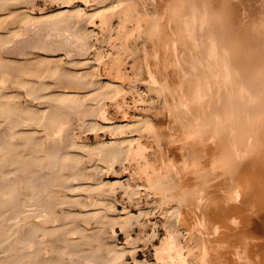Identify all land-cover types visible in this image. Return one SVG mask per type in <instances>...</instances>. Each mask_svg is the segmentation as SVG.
<instances>
[{"label": "rangeland", "instance_id": "374dc122", "mask_svg": "<svg viewBox=\"0 0 264 264\" xmlns=\"http://www.w3.org/2000/svg\"><path fill=\"white\" fill-rule=\"evenodd\" d=\"M68 1L0 0V264H264V0Z\"/></svg>", "mask_w": 264, "mask_h": 264}, {"label": "bare ground", "instance_id": "6f19581e", "mask_svg": "<svg viewBox=\"0 0 264 264\" xmlns=\"http://www.w3.org/2000/svg\"><path fill=\"white\" fill-rule=\"evenodd\" d=\"M67 1H68V0H67ZM69 1H70V0H69ZM69 1H68V2H69ZM180 2H181V1H180ZM225 2H226V1H225ZM259 2H261V1H259ZM246 3H247V2H246ZM207 4H208V3H207ZM185 5H186V4H185ZM198 5H199V4H198ZM246 5H247V4H246ZM186 6H187V5H186ZM189 6H190V5H189ZM204 6H205V5H204ZM66 7H67V5H66ZM103 8H104V7H100V8L95 9V10L93 11L92 15H96V14L98 15V14H99L100 16H102ZM168 8H169V6H168ZM170 8H171V7H170ZM207 8H208V7H207ZM260 8H261V7H260ZM180 9H181V8H180ZM188 9H189V8H188ZM197 9H198V8H197ZM204 10H205V7H204ZM72 11H78V8H77V9H73V7L68 6V8H66V9H65V8L60 9L59 13L72 12ZM176 11H177V10H176ZM201 11L203 12V10H201ZM246 11H247V9H246ZM171 12H172V11H171ZM174 12H175V11H174ZM185 12H186V11H185ZM190 12H191V11H190ZM190 12H189V13H190ZM207 12H208V11H207ZM209 13H210V12H209ZM172 14H173V13H172ZM198 14H199V13H198ZM182 15H183V14H182ZM187 15H189V14H187ZM193 15H194V14H193ZM221 15H222V14H221ZM189 16H190V15H189ZM191 16H192V15H191ZM201 16H202V15H201ZM208 16H209V15H208ZM208 16H207V17H208ZM192 17H193V16H192ZM194 17H195V16H194ZM241 17H242V16H241ZM71 18H72V17H71ZM173 18H174V17H173ZM185 18H187V17H185ZM197 18H198V16H197ZM201 18H202V17H201ZM210 18H211V17H210ZM46 19H47V18H46ZM182 19H183V17H182ZM182 19H181V20H182ZM191 19H192V18H191ZM193 19H194V18H193ZM241 19H243V18H241ZM246 19H247V18H246ZM184 20H185V19H184ZM172 21H173V20H172ZM182 21H183V20H182ZM225 21H226V20H225ZM225 21H224V22H225ZM169 22H170V21H169ZM185 22H186V21H185ZM185 22H184V23H185ZM187 22H188V20H187ZM190 22H191V21H190ZM202 22H203V21H202ZM219 22H221V21L219 20ZM191 23H192V22H191ZM194 23H195V22H194ZM198 23H200V22L198 21ZM226 23H227V22H226ZM259 23H260V22H259ZM181 24H182V23H181ZM186 24H188V23H186ZM186 24H185L184 26H186ZM219 24H220V23H219ZM224 24H225V23H224ZM224 24H223V25H224ZM245 24H246V23H245ZM245 24H244V25H245ZM253 24H254V22H253ZM256 24H257V23H256ZM190 25H193V24H190ZM202 25H204V24H202ZM240 25H241V24H240ZM181 26H182V25H181ZM187 26H188V25H187ZM199 26H200V25H199ZM210 26H211V25H210ZM260 26H261V25H260ZM189 27L192 28V26H189ZM193 27H194V25H193ZM219 27H220V26H219ZM258 27H259V26H258ZM158 28H159V27H158ZM197 28H198V27H197ZM210 28H211V27H210ZM215 28H216V27H215ZM245 28H246V27H245ZM248 28H249V27H248ZM178 29H179V28H178ZM188 29H189V28H188ZM201 29H203V28H201ZM205 29H206V28H205ZM256 29H257V28H256ZM258 29H259V28H258ZM261 29H262V28H261ZM263 29H264V28H263ZM186 30H187V29H186ZM203 30H204V29H203ZM210 30H211V29H210ZM249 30H250V29H249ZM190 31H191V30H189V32H190ZM193 31H194V30H193ZM244 31H245V30H244ZM257 31H258V30H257ZM198 32H199V31H198ZM203 32H205V30H204ZM248 32H249V31H248ZM261 32H262V31H261ZM72 33H73V32H72ZM74 33H75V32H74ZM159 33H160V32H159ZM159 33H158V34H159ZM182 33H183V32H182ZM219 33H220V32H219ZM240 33H241V32H240ZM187 34H188V33H187ZM197 34H198V33H197ZM228 34H229V33H228ZM247 34H248V33H247ZM261 34H262V33H261ZM192 35H193V34H192ZM204 35H205V34H204ZM184 36H185V33H184ZM198 36H199V35H198ZM208 36H209V35H208ZM229 36H230V35H229ZM248 36H249V35H248ZM248 36H247V37H248ZM252 36H253V35H252ZM245 37H246V35H245ZM83 38H84V36H83ZM83 38H82V39H83ZM193 38H194V37H193ZM205 38H206V37H205ZM215 38H216V37H215ZM261 38H262V36H261ZM220 39H221V38H220ZM220 39H218V41H220ZM244 39H245V38H244ZM249 39H250V38H249ZM249 39H248V40H249ZM263 39H264V38H263ZM196 40H197V39H196ZM196 40H195V41H196ZM207 40H208V39H207ZM216 40H217V39H216ZM259 40H260V39H259ZM246 41H247V40H246ZM209 42H210V40H209ZM221 42H223V41L221 40ZM254 42H255V41H254ZM261 42H262V41H261ZM261 42H260V43H261ZM85 43H86V42H85ZM162 43H163V42H162ZM172 43H173V41H172ZM212 43H213V42H212ZM227 43H228V42H227ZM251 43H253V41H252ZM186 44H187V43H186ZM194 45H195V44H194ZM204 45H205V44H204ZM208 45H209V44H208ZM245 45H246V44H245ZM212 46H213V45H212ZM220 46H222V45L220 44ZM203 47H204V46H203ZM258 47H259V46H258ZM260 47H261V46H260ZM260 47H259V48H260ZM262 47H263V46H262ZM196 48H197V47H196ZM207 48H208V47H207ZM213 48H214V47H213ZM256 48H257V47H256ZM184 49H185V48H184ZM215 49H216V48H215ZM261 49H263V48H261ZM194 50H195V49H194ZM197 50H198V49H197ZM219 50H220V49H219ZM219 50H218V52H221V51H222V50H220V51H219ZM225 50H226V49H225ZM257 51H258V50H257ZM181 52H182V51H181ZM207 52H208V51H207ZM223 52H224V51H223ZM260 52H261V51H260ZM165 53H166V50H165ZM234 53H235V52H234ZM168 54H169V53H168ZM170 54H171V53H170ZM200 54H201V53H200ZM213 54H214V53H213ZM215 54H217V53H215ZM220 54H221V53H220ZM225 54H226V53H225ZM256 54H258V53L256 52ZM171 56H172V55H171ZM214 56H215V55H214ZM220 56H221V55H220ZM261 56H262V55H261ZM263 56H264V55H263ZM176 57H177V56H176ZM198 57H199V56H198ZM205 57H206V56H205ZM215 57H216V56H215ZM224 57H226V59H227V56H226V55H225ZM224 57H223V58H224ZM238 57H239V56H238ZM250 58H251V57H250ZM258 58H259V57H258ZM202 59H203V58H202ZM224 59H225V58H224ZM242 59H243V58H242ZM259 59H261V58H259ZM213 60H214V59H213ZM240 60H241V59H240ZM173 61H174V60H173ZM223 61H224V60H223ZM228 61H229V60H228ZM261 61H262V60H261ZM263 61H264V60H263ZM208 62H209V61H208ZM213 62H214V61H213ZM218 62H219V61H218ZM220 62H221V61H220ZM256 62H258V61H256ZM177 63H178V62H177ZM224 63H225V62H224ZM183 64H184V63H183ZM211 64H212V63H211ZM211 64H210V65H211ZM226 64H227V63H226ZM254 64H255V62H254ZM257 64H258V63H257ZM172 65H173V64H172ZM227 66H228V65H227ZM229 66H230V65H229ZM249 66H250V65H249ZM254 66H255V65H254ZM260 66H261V65H260ZM210 67H211V66H210ZM257 67H258V66H257ZM180 68H181V67H180ZM205 68H206V67H205ZM223 68H224V67H223ZM227 68H228V67H227ZM227 68H226V69H227ZM255 68H256V67H255ZM1 69H2V68H1ZM177 69H178V68H177ZM217 69H219V67H218ZM226 69H225V70H226ZM243 69H244V68H243ZM7 70H8V69H7ZM187 70H188V69H187ZM230 70H231V69H230ZM181 71H182V70H181ZM206 71H207V70H206ZM215 71H216V70H215ZM232 71H233V70H232ZM232 71H231V72H232ZM249 71H250V70H249ZM182 72H184V71H182ZM197 72H198V71H197ZM228 72H229V71H228ZM228 72H227V73H228ZM235 72H236V71H235ZM251 72H252V71H251ZM201 73H202V72H201ZM222 73H223V72H222ZM227 73H226V75H227ZM232 73H234V72H232ZM238 73H239V72H238ZM248 73H249V72H248ZM206 74H207V73H206ZM242 74H243V73H242ZM186 75H187V74H186ZM228 75H229V73H228ZM239 75L241 76V74H239ZM150 76H151V75H150ZM188 76H189V75H188ZM219 76H220V75H219ZM233 76H234V74H233ZM225 77H226V76H225ZM215 78H216V77H215ZM227 78H228V77H227ZM234 78H235V77H234ZM238 78H239V77H238ZM252 78H253V77H252ZM252 78H251V80H252ZM254 78H255V77H254ZM258 78H259V77H258ZM239 79L241 80V78H239ZM249 79H250V78H249ZM255 79H256V78H255ZM155 80H156V79H155ZM229 80H230V79H228V81H229ZM236 80H237V79H236ZM257 80H258V79H257ZM153 81H154V79H153ZM242 81H243V80H242ZM263 81H264V80H263ZM248 82H249V81H248ZM252 82H253V81H252ZM255 82H256V81H255ZM188 84H189V83H188ZM202 84H203V83H202ZM243 84H245V83L243 82ZM247 84H248V83H247ZM252 84H253V83H252ZM181 85H182V84H181ZM240 85H241V83H240ZM116 86H117V85H114V87H116ZM225 86H226V85H225ZM228 86H229V85H228ZM231 86H233V85H231ZM234 86H235V84H234ZM247 86H248V85H247ZM250 86H251V82H250ZM258 86H259V85H258ZM199 87H200V86H199ZM235 87H236V86H235ZM248 87H249V86H248ZM261 87H262V86H261ZM261 87H260V88H261ZM196 88H197V87H196ZM238 88H240V87L238 86ZM252 88H254V87H252ZM256 88H257V87H256ZM260 88H259V89H260ZM190 89H191V88H190ZM254 89H255V88H254ZM262 89H264V88H262ZM224 90H225V89H224ZM238 90H239V89H238ZM251 90H252V89H251ZM257 90H258V89H257ZM260 90H261V89H260ZM197 91H198V90H197ZM219 91H220V90H219ZM225 91H226V93H227V90H225ZM236 92H237V91H236ZM238 92H239V91H238ZM244 92H245V91H244ZM255 92H256V91H255ZM255 92H254V93H255ZM194 93H195V92H194ZM226 93H225V95H224L225 97H226V95H227ZM246 93H247V92H246ZM249 93H250V92H249ZM260 93H261V92H260ZM197 94H198V93H197ZM199 94H200V93H199ZM244 94H245V93H244ZM250 94H252V93H250ZM255 94H256V93H255ZM255 94H254V95H255ZM195 95H196V94H195ZM245 95H246V94H245ZM260 95H261V94H260ZM260 95H258V96H260ZM193 96H194V95H193ZM196 96H197V95H196ZM203 96H204V95H203ZM255 96L258 97L257 95H255ZM263 96H264V95H263ZM263 96H262V97H263ZM246 97H247V96H246ZM196 98H197V97H196ZM237 98H238V97H237ZM237 98H235V101H238V102H239V99L237 100ZM219 99H220V98H219ZM241 99H242V98H241ZM245 99H246V98H245ZM248 99H249V98H248ZM248 99L246 100V102L248 101ZM259 99H260V98H259ZM261 99H262V98H261ZM178 100H180V99H178ZM224 100H226V99H224ZM251 100H252V99H251ZM257 100H258V99H257ZM262 100H263V99H262ZM207 101H208V100H207ZM232 101H233V100H232ZM259 101H260V100H259ZM177 102H178V101H177ZM195 102H196V101H195ZM238 102H235V104L237 105ZM243 102H245V101L243 100ZM243 102H242V103H243ZM197 103H198V102H197ZM205 103H206V102H205ZM224 103H225V102H224ZM226 103H228V102H226ZM229 103H230V102H229ZM249 103H250V102H249ZM232 104H233V103H232ZM235 104H234V105H235ZM258 104H260V103H258ZM225 105H226V104H225ZM225 105H224V108H225ZM245 105H246V104H245ZM252 106H253V104H252ZM254 106H255V105H254ZM259 106H261V105H259ZM68 107H69V106H68ZM226 107H227V106H226ZM232 107H233V105L231 106V109H234V108H232ZM235 107L238 108V106H235ZM237 108H236V109H237ZM248 108H249V106H248ZM257 108H258V107H257ZM1 109H2V108H1ZM218 109H219V108H218ZM225 109H226V108H225ZM227 109H228V108H227ZM227 109H226V110H227ZM236 109H235V110H236ZM259 109H261V108H259ZM263 109H264V108H263ZM240 110H241V109H239V111H240ZM242 110H243V109H242ZM245 110H246V109H245ZM248 110H250V109H247V111H245V113H247ZM9 111H11V110L9 109L8 112H9ZM206 111H208V110H206ZM212 111H213V110H212ZM219 111H220V110H219ZM228 111H229V110H228ZM188 112H189V111H188ZM220 112H221V111H220ZM225 112H226V111H225ZM3 113H4V111H3ZM16 113H18V112H16ZM192 113H193V112H192ZM208 113H209V112H208ZM213 113H214V112H213ZM227 113H228V112H227ZM239 113H240V112H239ZM239 113H238V115H239ZM10 114H11V113H10ZM19 114H20V113H19ZM223 114H224V113H223ZM223 114H221V115H223ZM242 114H243V113H242ZM186 115H187V114H186ZM192 115H193V114H192ZM215 115H216V113H215ZM13 116H14V115H13ZM182 116H183V114H182ZM189 116H190V115H189ZM206 116H207V115H206ZM208 116H209V115H208ZM229 116H230V114H229ZM6 117H7V116H6ZM9 117H10V115H9ZM17 117H18V116H16V118H14V119H17ZM212 117H214V115H213ZM231 117H232V116H231ZM240 117H241V116H240ZM7 118H8V117H7ZM20 118H21V117H20ZM23 118H24V116H23ZM183 118H184V117H183ZM233 118H234V117H233ZM12 119H13V117H12ZM14 119H13V120H14ZM26 119H27V118H26ZM189 119H190V118H189ZM215 119H216V118H215ZM222 119H224V118H222ZM225 119H226V117H225ZM230 119H231V118H230ZM240 119H241V118H240ZM240 119H239V120H240ZM7 120H8V119H7ZM10 120H11V119H10ZM51 120H52V119H51ZM56 120H57V119H56ZM59 120H60V118H59ZM191 120H192V119H191ZM193 120H194V119H193ZM8 121H9V120H8ZM24 121H25V120H24ZM24 121H23V123H25ZM201 121H202V120H201ZM215 121H216V120H215ZM15 122H16V121H15ZM58 122H60V121H58ZM181 122H182V121H181ZM187 122H188V121H187ZM196 122H197V121H196ZM213 122H214V121H213ZM230 122H231V121H230ZM10 123H12V122L10 121ZM190 123H191V122H190ZM194 123H195V122H194ZM224 123H225V122H224ZM18 124H19V123H18ZM56 124H57V123H56ZM113 124H114V123H113ZM214 124H215V123H214ZM214 124H213V125H214ZM220 124H221V123H220ZM238 124H239V123H238ZM13 125H14V124H13ZM137 125H138V124H137ZM143 125H144V124H143ZM146 125H147V123H146ZM149 125H150V124H149ZM216 125H217V124H215V126H214V129H215V130H216ZM225 125H226V124H225ZM241 125H242V123H241ZM58 126H59V125H58ZM144 126H145V125H144ZM192 126H193V125H192ZM198 126H199V125H198ZM218 126H219V125H218ZM220 126H221V125H220ZM222 126H223V125H222ZM14 127H15V126H14ZM14 127H13V128H14ZM17 127H18V126H17ZM19 127H20V126H19ZM203 127H204V126H203ZM212 127H213V126H212ZM54 128H55V127H54ZM192 128H193V127H192ZM194 128H195V127H194ZM197 128H198V127H197ZM218 128H219V127H217V130H218ZM224 128H225V127H224ZM237 128H238V127H237ZM242 128H244V127H242ZM247 128H248V127H247ZM188 129H189V128H188ZM220 129H221V128H220ZM240 129H241V128H240ZM13 130H14V129H13ZM223 130H224V129H223ZM9 131H10V129H9ZM120 131H121V130H120ZM204 131H206V130H204ZM245 131H246V128H245ZM245 131H244V132H245ZM11 132H13V131H11ZM220 132H221V131H220ZM225 132H226V130H225ZM225 132H224V133H225ZM238 132H239V131H238ZM238 132H237V133H238ZM214 133H215V132H214ZM216 133H217V132H216ZM216 133H215V135H216ZM224 133H222V136L224 135ZM241 133H242V132H241ZM217 134H219V133H217ZM3 135H4V134H3ZM228 135H229V134H228ZM11 136L14 137V135H11ZM224 136H226V133H225ZM251 136H252V135H251ZM227 137H228V136H226V138H227ZM132 138H133V137H132ZM223 138H224V137H223ZM14 139H15V138H14ZM14 139H13V140H14ZM55 139H56V138H55ZM11 140H12V139H11ZM128 140H129V139H128ZM224 140H225V139H224ZM0 141H1V140H0ZM129 141H130V140H129ZM195 141H196V140H195ZM53 142H54V141H53ZM226 142H228V141L226 140ZM226 142L223 143V146H224V144H225ZM1 143H2V142H1ZM1 143H0V144H1ZM48 143H49V142H48ZM57 143H58V142H57ZM62 143H63V142H62ZM71 143H72V142H71ZM75 143H76V142H75ZM133 143H134V142H133ZM197 143H198V142H197ZM58 144H60V143H58ZM63 144H64V143H63ZM203 145H204V144H203ZM52 146H54V145H52ZM62 146H63V145H62ZM62 146H61V147H62ZM130 146H131V145H130ZM229 146H230V145H229V143H228V147H229ZM44 147H45V146H44ZM56 147H57V146H55V148H56ZM224 147H227V146H224ZM58 148H59V147H58ZM52 149H53V148H52ZM52 149L49 151V152H51V154L54 153V152L52 153ZM132 149H133V148H132ZM199 149H200V148H199ZM222 149H224V148H222ZM230 149H231V148H230ZM230 149H227V150H229V152H230ZM53 150H55V149H53ZM56 150H57V148H56ZM224 150H225V149H224ZM242 150H243V149H242ZM44 151H45V150H44ZM58 151L60 152V150H58ZM61 151H62V150H61ZM114 151H115V150H114ZM222 151H223V150H222ZM243 151H244V150H243ZM246 151H247V150H246ZM49 152H48V153H49ZM110 152H111V151H110ZM137 153H138V152H137ZM227 153H228V152H227ZM230 153H231V152H230ZM49 154H50V153H49ZM51 154H50V155H51ZM111 154H113V153H111ZM114 154H115V153H114ZM46 155H47V154H46ZM57 155H58V154H56V156H57ZM230 155H231V154H230ZM53 156H54V155H53ZM228 156H229V155H228ZM46 157L48 158V156H46ZM54 157H55V156H54ZM108 157H109V156H108ZM49 158L52 159V156L49 157ZM55 158H56V157H55ZM55 158H53V159H55ZM57 158H58V157H57ZM57 158H56V159H57ZM119 158H120V157H119ZM229 158H231V156H229ZM5 159H6V158H5ZM51 159H48V160H51ZM48 160H47V161H48ZM47 161H46V162H47ZM53 161H54V160H53ZM58 161H59V160H58ZM110 161H111V160H110ZM54 162H55V161H54ZM228 162H229V161H228ZM262 162H263V161H262ZM42 163H43V162H42ZM44 163H45V161H44ZM47 163H48V162H47ZM49 163H50V161H49ZM55 163H57V162H55ZM55 163H54V164H55ZM45 164H46V163H45ZM57 164H58V163H57ZM48 165H50V164H48ZM43 166H44V165H43ZM43 166H42V167H43ZM50 166H51V165H50ZM40 167H41V166H40ZM40 167H39V168H40ZM44 167H45V166H44ZM49 168H50V167H49ZM66 168H68V166H66ZM52 169H53V168H52ZM52 169H51V170H52ZM40 170H41V169H40ZM42 170H43V169H42ZM53 170H54V169H53ZM66 170H67V169H66ZM48 171H49V169H48ZM27 172H28V171H27ZM71 172H72V171H71ZM19 173H20V172H19ZM34 174H35V173H34ZM164 175H165V174H164ZM76 176H77V175H76ZM10 177H11V176H10ZM5 178H6V177H5ZM35 178H36V177H35ZM69 178H70V177H69ZM71 178H72V177H71ZM75 178H76V177H75ZM7 179H8V178H7ZM31 179H33V178H31ZM76 179H77V178H76ZM158 179H160V178H158ZM161 179H162V178H161ZM8 180H10V179H8ZM8 180H6V181H8ZM65 180H66V179H65ZM68 180H69V179L67 178V181H68ZM78 180H79V179H78ZM84 180H85V179H84ZM167 180H168V179H167ZM1 181H3L2 178H1ZM1 181H0V187H3V184H4V186H5V185L7 186V184L4 183V182H5V179H4V182H1ZM14 181H15V180H14ZM28 181H29V180H28ZM28 181H27V182H28ZM32 181L35 182L36 180L34 179V180H32ZM42 181H44V180H42ZM70 181H71V180H70ZM81 181H82V180H81ZM155 181H156V180H155ZM161 181H163V179H162ZM11 182H12V181H11ZM86 182H87V181H86ZM157 182H158V181H157ZM166 182H167V181H166ZM168 182H170V181H168ZM2 183H3V184H2ZM28 183H29V182H28ZM32 183H33V182H32ZM32 183H31V181H30V184H32ZM37 183H38V182L36 181V183H35L36 186H38ZM45 183H46V182H45ZM65 183H66V181H65ZM70 183H71V182H70ZM154 183H155V182H154ZM15 184H16V183H15ZM38 184H40V182H39ZM46 184H47V183H46ZM48 184H49V183H48ZM161 184H162V182H161ZM161 184H159V186H160ZM28 185H29V184H28ZM49 185H50V184H49ZM97 185H98V184H97ZM157 185H158V184H157ZM8 186H9V185H8ZM32 186H33L32 191L34 190V192H32L33 195H29V196H31V197H30V199H27V200L25 201L26 203H25L24 205H27V206H28L29 203L32 202V204H33V202H35V201L37 202V201H39V199L42 198V196H41V198H40V196H39V193H40L39 190H40V189H39V190H38V189H35V188H34V186H35L34 184H32V185L30 186V188H31ZM36 186H35V187H36ZM39 186H40V185H39ZM39 186H38V187H39ZM63 186L65 187V185H63ZM67 186H68V185H67ZM70 186H71V185H70ZM162 186H163V185H162ZM162 186H161V187H162ZM165 186H166V185H165ZM11 187H12V186H11ZM60 187H61V186H60ZM156 187H157V186H156ZM3 188H4V187H3ZM3 188H0V192H1V190H2ZM5 188H6V187H5ZM5 188H4V189H5ZM159 188H160V187H159ZM84 189H85V188H84ZM12 190H13V189H12ZM70 190H71V189H70ZM81 191H82V190H81ZM165 191H166V190H165ZM167 191H168V190H167ZM236 192H237V190H236ZM8 193H9V192H8ZM13 193L15 194L14 191H13ZM17 193H18V192H17ZM17 193H16V194H17ZM10 194H11V196L14 195V194H12V192H10ZM10 194H9V195H10ZM16 194H15V195H16ZM49 194H51V193H49ZM53 194H54V193H53ZM236 194H237V193H236ZM236 194H235V195H236ZM5 195H7V194H5ZM19 195H20V194H19ZM46 196H47V195H46ZM48 196H49V195H48ZM65 196H66V195H65ZM14 197H15V196H14ZM14 197L12 196V198H14ZM50 197H51V196H50ZM52 197H53V196H52ZM4 198H5V197H4ZM76 198H77V197H76ZM236 198H238V195H237ZM16 199H17V198H16ZM74 199H75V198H74ZM16 201H17V200H16ZM40 201H41V200H40ZM42 201H43V200H42ZM68 201H69V200H68ZM74 201H75V200H74ZM36 202H35V204H38V203H36ZM52 202H53V201H52ZM76 202H77V201H76ZM78 202H79V201H78ZM78 202H77V203H78ZM81 202H82V201H81ZM23 203H24V202H23ZM23 203H22V204H23ZM74 203H75V202H74ZM77 203H76V204H77ZM40 204H41V203H39V205H40ZM47 204H48V203H47ZM84 204H85V203H84ZM88 204H89V203H88ZM45 205H46V203H45ZM45 205H44V206H45ZM61 205H62V204H61ZM41 206H42V205H41ZM41 206H40V207H41ZM7 207H8V205H7ZM23 207H25V206H23ZM28 207H29V206H28ZM43 209H44V208H43ZM34 210H35V209H34ZM29 211H30V209H29ZM31 211H33V210H31ZM46 211H47V210H46ZM48 212H49V211H48ZM8 213H9V212H8ZM28 213H29V212H28ZM35 213H36V212H35ZM61 213H62V212H61ZM22 214H24V213H22ZM30 214H31V213H30ZM33 214H34V212H33ZM51 214H52V213H51ZM91 214H92V213H91ZM42 215H45V213H43ZM49 215H50V214H49ZM4 216H6V215L4 214ZM18 216H19V215H18ZM28 216H29V214H28ZM37 216H38V215H37ZM39 216H40V215H39ZM39 216H38V217H39ZM47 216H48V214H47ZM58 216H59V215H58ZM126 216H127V215H126ZM44 217L47 218L46 215H45ZM59 217H60V219H61V216H59ZM127 217H128V216H127ZM14 218H15V217H14ZM36 218H37V217H36ZM41 218H42V217H41ZM48 218H49L50 220L52 219V217L50 218L49 216H48ZM48 218H47L46 220H48ZM54 218H55V217H54ZM69 218H70V217H69ZM71 218H72V217H71ZM71 218H70V219H71ZM79 218H80V217H79ZM128 218H129V217H128ZM128 218H126V221H127ZM62 219H63V218H62ZM73 219H74V218H73ZM124 219H125V218H124ZM129 219H131V217H130ZM38 220H39V219H38ZM52 220H53V219H52ZM52 220H51V221H52ZM57 221H58V217H57ZM84 221H85V220H84ZM126 221H125V223H126ZM15 222H16V221H15ZM39 222H40V221H39ZM43 222H44V221H43ZM46 222H47V221H46ZM105 222H106V221H105ZM121 222H122V221H121ZM128 222H129V221H128ZM18 223H19V222H18ZM18 223H17V225H18ZM40 223H41V222H40ZM49 224H50V222H49ZM126 224H127V223H126ZM17 225H16V226H17ZM44 225H46V224H44ZM123 225H125V224H123ZM2 226H3V225H2ZM58 226H60V225H58ZM5 227H6V226H5ZM17 227H18V226H17ZM69 227H70V226H69ZM69 227H68V228H69ZM24 228H25V227H24ZM26 228H27V227H26ZM75 228L78 229L79 227H75ZM13 229H14V228H12V230H13ZM37 229H38V228H37ZM37 229L32 228V230L30 231L31 234H32V236H31V237H32V239H31L32 241H30L29 243L26 242L27 245H28V244L30 245V243H33V244H36V245H37L39 242L42 243V244H43V243L45 244L44 241L41 242L42 238H39V235H38V233L36 232ZM54 229H55V228H54ZM12 230H11V231H12ZM25 230H26V229H25ZM27 230H30V228L27 229ZM47 230H48V229H47ZM51 230H52V228H51ZM65 230H66V229H64V232L66 233ZM75 230H76V229H75ZM13 231H14V230H13ZM15 231H16V230H15ZM23 231H24V230H23ZM41 231H42V230H41ZM52 231H53V230H52ZM67 231H68V229H67ZM72 231H73V229L71 230V233H72ZM30 232H29V233H30ZM73 232H74V231H73ZM75 232H76V231H75ZM77 232H78V230H77ZM77 232H76V233H77ZM79 232H80V230H79ZM81 232H82V231H81ZM81 232H80V233H81ZM83 232H84V231H83ZM83 232H82V234H83ZM27 233H28V232H27ZM48 233H49V232H48ZM57 233H58V232H57ZM67 233H68V232H67ZM170 233H171V232H170ZM172 233H173V232H172ZM14 234H16V233H14ZM17 234H18V231H17ZM36 234H37V235H36ZM39 234H40V233H39ZM173 234H174V233H173ZM19 235H20V233H19ZM33 235H35V236H33ZM45 235H46V234H45ZM68 235H69V234H68ZM70 235H71V234H70ZM78 235H79V234H78ZM12 236H13V235H12ZM24 236H25V235H24ZM29 236H30V235H29ZM37 236H38V237H37ZM43 236H44V235H43ZM46 236H47V235H46ZM169 236H170V235H169ZM172 236H173V235H172ZM26 237H27V236H26ZM64 237H67V236H64ZM166 237H167V236H166ZM173 237H175V235H174ZM19 238H20V237H19ZM37 238H39V239H37ZM59 238H60V237H59ZM62 238H63V237H62ZM81 238H82V237H81ZM83 238H85V237H83ZM83 238H82V239H83ZM168 238H169V239H167V238L164 239V241H165V240H166V241H165L164 243L162 242V243H163L162 246L159 247V248H157L156 251H157V252L160 251V253H159L160 255H161V251H162V253L165 251V253H167V254H166V257L164 256V257H162V258H164V259L167 258V259H168V260H167L168 263H172V264H173V263H174V264H183V261H184L186 258L184 259L185 256L182 254V251H181L182 248H181L180 245H179L180 242L178 241V242H179V243H178V242L176 241L177 239L175 240L176 237H175V238H171V236H170V237H168ZM170 238H171V239H170ZM9 239H10V238H9ZM26 239H27V238H26ZM40 239H41V240H40ZM43 239H44V237H43ZM65 239H66V238H64L63 240H65ZM67 239L69 240V238H67ZM67 239H66V240H67ZM72 239H73V238H72ZM173 239H174V240H173ZM12 240H13V239H12ZM29 240H30V239H29ZM56 240H57V239H56ZM60 240H61V239H60ZM66 240H65V241H66ZM75 240H76V239H75ZM27 241H28V240H27ZM33 241H35V243H34ZM65 241H64V242H65ZM14 242H15V241H14ZM21 242H22V241H21ZM64 242H63V243H64ZM66 242H69V241H66ZM71 242L74 243L75 241H71ZM26 243H25V244H26ZM40 243H39V244H40ZM75 243H77V241H76ZM2 244H3V243H2ZM5 244H6V242H5ZM33 244H32V245H33ZM66 244H67V245H70V242H69V243H66ZM177 244H178V245H177ZM6 245H7V244H6ZM46 245H47V244H46ZM76 245H77V244H76ZM76 245L74 244V245H72V246H76ZM79 245H80V244H79ZM79 245H77V246H79ZM3 246H4V245H3ZM17 246H18V245H17ZM24 246H25V245H23V248H24ZM53 246H54V245H53ZM159 246H160V245H159ZM7 247H8V246H7ZM7 247H6V248H7ZM33 247H34V246H33ZM55 247H56V246H55ZM66 247H67V246H66ZM80 247H81V246H80ZM156 247H158V246H156ZM0 248H1V247H0ZM3 248H4V247H3ZM10 248H11V247H10ZM23 248H22V249H23ZM180 248H181V249H180ZM25 249H26V247H25ZM25 249H24V250H25ZM31 249H32V248H31ZM34 249H35V248H34ZM51 249H52V248H51ZM55 249H56V248H55ZM7 250H8V249H7ZM17 250H18V249H17ZM32 250H33V249H32ZM64 250H65V249H64ZM64 250H63V251H64ZM82 250H83V249H82ZM82 250H81V251H82ZM1 251H2V250H1ZM25 251H27V250H25ZM29 251H30V249H29ZM34 251H35V250H34ZM51 251H53V250H51ZM60 251H61V250H59V252H60ZM76 251H77V250H76ZM30 252H32V251H30ZM30 252H29V253H30ZM56 252H57V250H56ZM70 252H71V250H70ZM72 252H73V251H72ZM79 252H80V249H79V251H78L77 253H79ZM1 253H2V252H1ZM3 253H4V252H3ZM26 253H27V252H26ZM39 253H40V252H39ZM60 253H61V252H60ZM63 253L66 254V252H62V256H63ZM75 253H76V252H75ZM82 253H84V252H82ZM32 254L34 255L35 253L32 252L31 255H32ZM67 254H69V253H67ZM72 254H73V253H72ZM93 254H94V253H93ZM36 255H37V254H36ZM60 255H61V254H60ZM69 255H70V254H69ZM77 255H78V254H77ZM77 255H75V256H77ZM79 255H80V254H79ZM79 255H78V257H77L78 259L81 257V256H79ZM81 255L83 256L84 254H81ZM37 256H38V255H37ZM37 256H36V257H37ZM39 256H40V255H39ZM62 256H61V257H62ZM70 256H71V255H70ZM85 256H86V255H85ZM87 256L89 257V256H91V254H89V255H87ZM87 256H86V257H87ZM27 257H28V256H26V258H27ZM29 257H31V256H29ZM29 257H28V258H29ZM34 257H35V255H34ZM63 257H64V256H63ZM114 257H115V256H112L113 259H115ZM28 258H27L26 260L29 261ZM32 258H33V257H31L30 259H32ZM75 258H76V257H75ZM75 258H74V259H75ZM77 258H76V260H77ZM81 258H82V257H81ZM89 258H92V256L89 257ZM83 259H84V260H85V259L87 260V258H85V257H83ZM83 259H82V260H83ZM121 259H122V258H121ZM22 260H23V259H22ZM22 260H21V261H22ZM76 260H75V261H76ZM82 260L80 261V259H79L78 263H80V262L82 263V262H83ZM96 260H97V259H96ZM109 260H112V259L109 257L106 261H109ZM115 260H116V259H115ZM118 260H119V259H118ZM88 261H89V260H88ZM92 261H93V260H92ZM92 261H91V262H92ZM94 261H95V260H94ZM113 261H114V260H113ZM113 261H112V262H113ZM22 262H23V261H22ZM47 262H49V260H48ZM61 262H62V261H61ZM73 262H74V261H73ZM85 262H86V261H84V263H85ZM100 262H105V261H100ZM116 262H117V261H116ZM164 262H165V261H164ZM184 262H185V261H184ZM203 262H204V261H203ZM0 263H1V262H0ZM39 263H41V262H39ZM42 263H43V262H42ZM54 263H55V262H54ZM54 263H53V264H54ZM75 263H76V262H75ZM93 263H94V262H93ZM93 263H88V262H86L85 264H93ZM95 263H96V262H95ZM110 263H111V262H110ZM142 263H143V262H142ZM45 264H48V263L45 262ZM50 264H51V263H50ZM55 264H56V263H55ZM82 264H83V263H82ZM96 264H97V263H96ZM107 264H108V263H107ZM184 264H185V263H184Z\"/></svg>", "mask_w": 264, "mask_h": 264}]
</instances>
